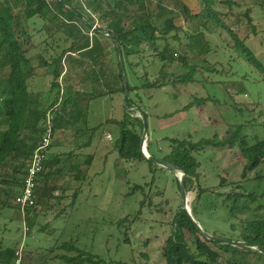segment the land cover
Wrapping results in <instances>:
<instances>
[{"label":"trees","instance_id":"obj_1","mask_svg":"<svg viewBox=\"0 0 264 264\" xmlns=\"http://www.w3.org/2000/svg\"><path fill=\"white\" fill-rule=\"evenodd\" d=\"M148 1L0 0V214L5 208H17L20 211L14 198L23 186L34 148L49 127L54 131L53 122L56 125L78 112V121L82 119L86 124L92 100L106 96L114 99L117 93L124 95L119 61L117 67L121 87L110 90L108 95L92 92L83 99L77 93L64 95L62 77L65 75V61L74 53L80 54L78 64L75 63L78 67L83 65L82 59L91 63L88 74L94 75L95 82L104 77L102 63L106 45L96 37L91 38L85 29L95 36L107 37L118 56L115 42L92 29L76 12L92 25L99 19L106 22L107 25L102 29L119 41L130 92L128 107L139 108L147 122L149 113L140 91L151 93L176 86L174 95L180 97L187 86L208 83L210 77L205 74L219 73V66L223 63L214 62L210 69L194 62L201 56H205L204 61L209 62L206 57L220 50V46L213 48L206 36L214 32L212 26L217 30L223 29L233 42L220 41L230 51L228 62L255 67L259 71V82L264 81L263 62L247 44L248 38H240L234 28L236 23L244 19L252 32L256 33L253 10L258 6L264 12V0H198L201 10L196 17L203 19L204 23L195 35H188L175 23V18L169 15L162 0H153L156 1L153 10L149 8ZM183 11L187 17L194 16L186 5ZM74 21L79 22L84 31L77 39L63 31ZM181 48L185 50L184 53L180 52ZM174 64H180L185 73L169 72L168 65ZM95 67H99V72ZM40 70H44L42 75L39 74ZM230 87L236 88V94L230 93L228 87L224 89L226 93L218 90L223 100L218 107L220 116L213 122L216 127L212 129L209 126L207 134L199 138L189 134L168 139L169 151L163 153L160 159L170 165L166 167L185 173L187 193H195L190 206L191 213L203 231L208 233L207 227L214 223L213 236L245 244L207 239L184 208L180 180L174 176L178 190L171 201L164 199L161 190L147 193L148 183L136 185L132 188L133 192L129 193L140 192L142 195L134 221L139 222L147 208L153 213L156 207L161 216L163 233L162 236H156L163 239L157 245L158 263L244 264L245 256L249 254L264 256L254 248L264 250V109L259 105V96H254L251 103L237 100L236 95L250 96L247 86L242 82L231 84ZM193 97L179 110L189 111L195 105L205 107L217 101L215 95ZM212 106L216 110L215 104ZM134 114L137 115L125 108L121 119L107 120L120 126L119 158L127 163L148 162L150 171L154 173L159 167L142 153L143 120ZM51 149L49 146L44 170L37 179L35 206L26 209L24 225L29 236L33 235V228L42 232L48 226L40 224L39 215L35 212L37 205L47 195L41 182L62 172V166L58 167V164H70V168L77 172L78 179L84 173L79 170L80 164L72 165L71 153L65 156L51 152ZM151 149L149 141L147 150L155 157ZM92 159L89 155L85 162L90 164ZM160 167L163 168L162 165ZM203 168L206 174L201 171ZM214 181L218 183L212 184ZM14 189H17L16 193ZM79 190L73 193L66 207H72ZM62 198L67 199L68 196L63 195ZM155 198L162 199L155 204ZM125 220L128 218L121 219L119 225ZM120 241L131 245L127 229ZM150 243V239H145L141 242L143 250L132 249L129 260H112L99 257L77 240L67 239L57 241L48 248L43 254L46 258L42 264L49 260L64 264H156V260L150 262ZM19 246L17 242L4 245L1 240L0 264H17ZM26 250L29 255L33 254L28 247ZM223 254L231 257L224 258Z\"/></svg>","mask_w":264,"mask_h":264},{"label":"rangeland","instance_id":"obj_2","mask_svg":"<svg viewBox=\"0 0 264 264\" xmlns=\"http://www.w3.org/2000/svg\"><path fill=\"white\" fill-rule=\"evenodd\" d=\"M162 3L169 10V15L175 18V23L181 26L188 35H195L201 30L204 20L196 17L201 10L198 0H162ZM155 5L156 1H148L150 9H155ZM184 5L191 9L193 17L186 16L183 11ZM253 16L256 33L252 32L251 27L246 24L244 19L241 23H236L234 28L240 38H248L247 44L264 64V12L257 6L253 10ZM106 25L107 23L100 19L95 24L99 28H104ZM211 30L214 32L208 33L206 36L212 47L220 46V50L211 52V55L206 57L209 62L204 61L205 56L194 60L198 65L210 69L213 68L214 62L223 63L219 66V73L217 71L216 74L211 72L205 74L206 77H210L208 83L189 85L180 97L174 95L177 90L176 86L151 93L150 91L139 92L143 95L147 105L149 113L147 140L151 142V151L156 158L160 159L163 153L169 151L168 139L182 138L189 134L199 138V136L207 134L209 126L214 129L216 125L213 122L220 116L218 107L223 100L222 93L219 96L218 90L226 93L224 89L228 87L230 93L236 94L237 90L230 87L231 84L238 85L242 82L247 86L248 94L251 97L236 95L238 101L251 103L254 96H259V105L264 109V81L259 82V71L253 66L240 65L235 61L228 62L230 51L220 41L224 40L232 44L230 36L223 29L217 30L215 26H212ZM63 31L76 39L84 33L81 24L75 21L70 22ZM85 31L91 38L96 37L101 40L106 47L104 50L105 60L102 63L104 77L99 82L94 81V75L88 74L91 65L89 61L82 59L81 68L76 65L80 60L79 53L72 54L71 58L65 61V75L63 74L62 77L64 95L69 96V94L77 93L80 94L78 96L81 99L88 97L92 92H104L108 95L110 90L121 87L117 67L119 59L112 42L107 37L95 36L87 29ZM184 51L183 48L180 49L181 53ZM72 61L74 64H71ZM95 68L99 72V67ZM168 71L174 74L185 73V69L180 64L168 65ZM43 72L44 70H40L39 74L42 75ZM244 75L247 76L243 79ZM260 78L262 79L263 76ZM207 95H215L217 101H212L205 107L195 105L189 111L179 110L193 99V96L205 97ZM212 104H215L216 110ZM124 109V95L117 93L114 99L106 96L92 100L86 124L82 119L78 121V112L74 116H67L60 120L56 125L53 122L51 152L62 153L65 156L71 153L72 165L80 164L79 170L84 173L78 179L76 178L77 172L70 168V164H58V167L62 166V172L41 182L47 195L37 205L35 212L39 215L40 224H48V226L42 232H38L39 229L36 227L33 228L32 234L36 233L34 238L33 235L29 236L27 233V227L24 225L25 214L23 215L17 208H5L1 211L0 241L2 240L4 245L19 243V263L42 264L46 258V255H43L44 252L51 248L55 242L67 239L77 240L79 244L99 257L112 260H129L132 249L143 250L141 242L150 239L151 243L148 248L151 253L150 262H155L158 255L157 245L163 240L161 237L156 238V236H162L163 233L160 224L161 216L157 213L156 207L153 213L147 208L140 216V221H134L142 195L140 192L129 193L133 192L132 188L136 185L148 183L147 193L149 191L156 193L161 190L164 192V199L171 201L175 198V191L178 190L174 176L180 180L182 173L166 166L161 168L160 164H157L159 167L157 171L152 173L148 162L127 163L119 158L120 126L117 123L107 122V120L109 118L121 119ZM168 113L172 114L167 115ZM134 116H138V114H134ZM72 123L73 127H71ZM89 155L93 159L90 164H87L85 160ZM201 171L204 174L207 173L204 168ZM217 183L218 181H214L212 184ZM78 189L80 190L74 204L72 207H66V203L69 204L71 196ZM16 192L17 189H14V193ZM63 195L68 198H62ZM187 195L190 207L195 193L190 191ZM161 199L155 198V204L159 203ZM59 212L60 215L57 216ZM125 218L128 220L119 225V221ZM215 227L214 223L207 227L210 235L214 234ZM126 229L131 237V245L120 241L123 240ZM25 243L28 245L26 246ZM27 247L33 254L27 253ZM223 256L224 258L231 257L225 254ZM18 262L17 264H19ZM45 264L64 263L59 261L54 263L49 260ZM156 264L161 263L156 260ZM244 264H264V256L249 254L245 256Z\"/></svg>","mask_w":264,"mask_h":264},{"label":"water","instance_id":"obj_3","mask_svg":"<svg viewBox=\"0 0 264 264\" xmlns=\"http://www.w3.org/2000/svg\"><path fill=\"white\" fill-rule=\"evenodd\" d=\"M76 14L83 20L85 21L92 29H96L98 31H100L101 33H103L104 35L110 37L116 45L117 48V52H118V57H119V63H120V69H121V73H122V79H123V85H124V105L125 108L128 112H135L138 114V116H140L143 120V134L141 136V150L142 153L144 154V156L149 159L150 161H152L153 163L156 164H160L162 166H170L168 163L164 162L163 160L156 158L152 155L149 154L148 150H147V138H148V122L147 119L145 117V115L143 114V112L139 109V108H130L128 107V103H129V98H130V92H129V87H128V82L126 80V75H125V69H124V62H123V55H122V49H121V45L119 43V41L117 40V38L112 35L110 32L99 28L95 25H92L91 23H89L81 14H79L78 12H76ZM175 168H177L174 165H171ZM181 172V171H180ZM182 173V172H181ZM185 178L186 175L185 173H182V176L180 178V186H181V190H182V194H183V203H184V208L187 210L188 214L190 215V217L192 218L193 222L196 224L197 228L203 233V235L209 239L210 241H220V242H228V243H235L238 245H243L245 244L244 242H236V241H232L230 239L227 238H223V237H219V236H213L210 235L208 233H205L203 231V229L201 228V226L199 225V223H197V221L193 218L192 213H191V209L188 206V193L186 190V186H185ZM255 249L259 250L261 253L264 254V250L259 248V247H254Z\"/></svg>","mask_w":264,"mask_h":264},{"label":"built area","instance_id":"obj_4","mask_svg":"<svg viewBox=\"0 0 264 264\" xmlns=\"http://www.w3.org/2000/svg\"><path fill=\"white\" fill-rule=\"evenodd\" d=\"M53 131L49 127L43 135L42 140L34 148L32 157L23 179V186L20 192L15 196L14 203L19 207L21 213L26 214V209L35 206V190L37 179L44 170V162L47 158L48 148L52 143ZM25 216V215H24ZM20 260V253L17 252ZM19 263V262H18Z\"/></svg>","mask_w":264,"mask_h":264}]
</instances>
